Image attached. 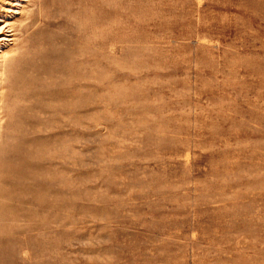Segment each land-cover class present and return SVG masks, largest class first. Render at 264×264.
<instances>
[{
	"label": "rangeland",
	"instance_id": "obj_1",
	"mask_svg": "<svg viewBox=\"0 0 264 264\" xmlns=\"http://www.w3.org/2000/svg\"><path fill=\"white\" fill-rule=\"evenodd\" d=\"M0 32V264H264V0H0Z\"/></svg>",
	"mask_w": 264,
	"mask_h": 264
},
{
	"label": "bare ground",
	"instance_id": "obj_2",
	"mask_svg": "<svg viewBox=\"0 0 264 264\" xmlns=\"http://www.w3.org/2000/svg\"><path fill=\"white\" fill-rule=\"evenodd\" d=\"M17 11V10H16ZM6 25V27L7 28H9V25H8V23L7 24H5ZM3 30V29H2ZM1 33V32H0ZM6 38H4L2 41H3V43H8V42H13V38L15 37V35H10V36H5ZM3 38V37H2ZM1 38V39H2ZM2 41H0V42H2ZM0 58H1V55H0Z\"/></svg>",
	"mask_w": 264,
	"mask_h": 264
}]
</instances>
